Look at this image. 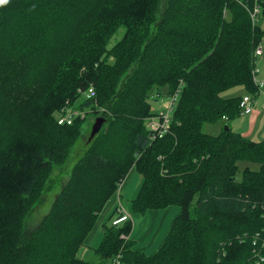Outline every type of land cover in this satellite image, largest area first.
Segmentation results:
<instances>
[{
    "label": "trees",
    "instance_id": "trees-1",
    "mask_svg": "<svg viewBox=\"0 0 264 264\" xmlns=\"http://www.w3.org/2000/svg\"><path fill=\"white\" fill-rule=\"evenodd\" d=\"M161 1L0 0V264H264V140L228 125L202 131L240 115L243 95L224 91L257 94L252 54L264 37V0H165L157 18ZM164 86L179 97L167 133L153 139L149 91ZM75 104L103 123L29 227L82 135L84 117L58 123ZM239 161L259 168L245 166L237 180ZM131 169L141 175L132 213L179 207L161 245L138 250L130 219L112 224L115 207L92 248L100 261L80 258Z\"/></svg>",
    "mask_w": 264,
    "mask_h": 264
},
{
    "label": "rangeland",
    "instance_id": "rangeland-1",
    "mask_svg": "<svg viewBox=\"0 0 264 264\" xmlns=\"http://www.w3.org/2000/svg\"><path fill=\"white\" fill-rule=\"evenodd\" d=\"M165 0L161 1L160 3V13L157 15V18H159L164 10ZM257 24L264 29V15H261L258 17ZM124 32V28L120 27L117 32L111 37L108 46L111 47L116 41H118ZM261 48L264 50V37L262 39V42L260 43ZM244 89L241 86H236L233 88H230L226 91H224L221 95L225 98L232 97L235 95L240 94V92ZM149 101L151 104V110L152 112H158V111H164L165 103L168 101V95H167V88L166 86L158 88H152L149 91ZM76 104L73 105H66L63 107L61 111L71 110L76 111ZM78 111L82 112V110L77 109ZM99 117V116H97ZM84 124L82 127V135L75 143L73 150L71 154L69 155L66 163L62 166V168H54L50 181L48 183V186L44 190L42 194V201L39 203L32 211V216L28 219L27 223L29 227H32L37 223V220L39 221L40 218L46 214L51 206V203L55 197V195L58 193L61 185L67 180V173L70 171L71 167L73 166L74 162L78 160V158L82 155L83 150L88 145L90 140L92 139L91 136V128L94 124V116L87 113L84 114ZM237 118V117H236ZM232 119H222L216 123H203L202 125V131L204 133L216 135L218 134L222 128L227 127V125L231 122L233 123ZM258 139V138H257ZM238 164V171L236 173V179L240 180L242 170L245 166H248L251 169H258L259 164L253 163V162H247V161H239ZM134 175V178L132 180V188L129 193H125L124 191L120 190V199L123 203V206L127 213H130L131 219L134 224V231H133V237L135 240V247L136 248H145L142 249L145 253L151 254L156 249H152L153 247H148L149 242H159L164 239V236L166 235L169 226L173 220V218L178 214L179 207L178 206H170L165 209L158 210L157 213H159L157 216L152 218V222H150V217L152 216L151 211H147L144 214H135L131 212L130 209V202L132 198L137 193V190L141 183V175L138 174L135 170L131 173ZM166 215L164 220L162 221L163 215ZM164 215V216H165ZM151 226V227H150ZM123 236V235H122ZM100 240V238H99ZM99 240L95 243H92V247H96L99 243ZM147 246V247H146ZM78 256L80 258L93 261V262H99L100 258L99 256L94 252L93 249L88 248H80L78 251Z\"/></svg>",
    "mask_w": 264,
    "mask_h": 264
},
{
    "label": "crops",
    "instance_id": "crops-1",
    "mask_svg": "<svg viewBox=\"0 0 264 264\" xmlns=\"http://www.w3.org/2000/svg\"><path fill=\"white\" fill-rule=\"evenodd\" d=\"M255 66L258 68L259 72L257 74L258 78H262L264 75V50H263V56L258 57L255 61ZM247 92L242 89L240 94L238 95H245ZM236 96V95H235ZM253 110L249 114H240L237 116L235 120H233V123H229L228 126L234 131L242 134L243 136L254 140V141H262L264 140V88L263 91L260 93H257L253 97ZM226 120V119H224ZM258 138V139H257ZM134 171V169H131L125 180L122 182V184L119 186L117 192L111 197V199L107 202L103 210L100 212L97 221L95 223V226L90 231V233L85 238L84 244L82 248H88L92 249V243H95L99 240L101 241L102 238V224L104 223L107 216L111 213V211L117 207L118 205L122 206L125 210L123 203L120 199V190L124 191L125 193H129L132 188V180L134 178V175L131 174ZM170 207V206H169ZM168 208V207H167ZM151 211L152 216L150 217V222H152V218L157 216L159 213H157L158 210H149ZM126 212V210H125ZM130 216V221L132 222V232L131 237L134 240L133 237V231H134V224L131 219L130 213H128ZM165 215V213H164ZM163 215V219L166 217V215ZM151 227V226H150ZM165 237V236H164ZM135 241V240H134ZM163 240L155 243V242H149L148 247H153L152 249H158V247L161 245ZM98 242V243H99ZM135 243V242H134ZM147 247V246H146ZM138 250L143 251L142 249L145 248H137ZM155 250V251H156ZM154 251V252H155Z\"/></svg>",
    "mask_w": 264,
    "mask_h": 264
},
{
    "label": "built area",
    "instance_id": "built-area-1",
    "mask_svg": "<svg viewBox=\"0 0 264 264\" xmlns=\"http://www.w3.org/2000/svg\"><path fill=\"white\" fill-rule=\"evenodd\" d=\"M259 6L256 4L254 8L251 10V17L253 21H256L257 14H259ZM263 56V49L261 48L260 44L254 49L252 54V60L254 63L252 74H253V83L256 86V92L260 93L263 91L264 88V75L262 78H258L257 74L259 72L258 68L255 66V61L258 57ZM84 94L85 97H92L94 95V89L93 87H89L84 92H81ZM179 97V91H175L171 95H168V101L165 103V110L164 111H158L155 112L154 115H152L150 118L147 119L146 126L148 130L150 131V137L155 139L158 137H162L163 134L167 133L171 121V115L173 113V110L175 108V105L177 103ZM253 98L249 93L242 96L240 103H239V109L240 114H249L253 110ZM84 117V112H80L76 109V111L66 110L62 111L60 116L58 117V123H72L73 119L75 117ZM117 215L112 220V224L115 226H118L119 224L123 223L127 219L130 218L129 214L125 212L122 206L118 205L116 208ZM124 237V235L122 236ZM111 264H121V261L118 258H115L111 261Z\"/></svg>",
    "mask_w": 264,
    "mask_h": 264
},
{
    "label": "water",
    "instance_id": "water-1",
    "mask_svg": "<svg viewBox=\"0 0 264 264\" xmlns=\"http://www.w3.org/2000/svg\"><path fill=\"white\" fill-rule=\"evenodd\" d=\"M102 123H103L102 117H97L94 120V124L92 125V128H91V136L96 135V133L100 130Z\"/></svg>",
    "mask_w": 264,
    "mask_h": 264
}]
</instances>
